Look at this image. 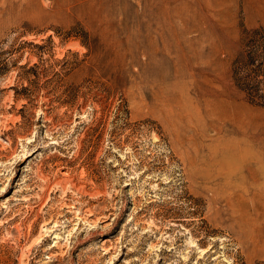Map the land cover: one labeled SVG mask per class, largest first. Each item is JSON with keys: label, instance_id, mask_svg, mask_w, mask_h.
Listing matches in <instances>:
<instances>
[{"label": "rangeland", "instance_id": "rangeland-1", "mask_svg": "<svg viewBox=\"0 0 264 264\" xmlns=\"http://www.w3.org/2000/svg\"><path fill=\"white\" fill-rule=\"evenodd\" d=\"M0 264H264V0H0Z\"/></svg>", "mask_w": 264, "mask_h": 264}, {"label": "bare ground", "instance_id": "bare-ground-1", "mask_svg": "<svg viewBox=\"0 0 264 264\" xmlns=\"http://www.w3.org/2000/svg\"><path fill=\"white\" fill-rule=\"evenodd\" d=\"M218 112H220V114H224V110L223 109H218ZM225 115V114H224ZM237 121V120H236ZM221 129V128H220ZM219 129V130H220ZM259 164V163H258ZM254 165H255V163H254ZM250 166H253V165H250ZM249 166V167H250ZM251 168V167H250ZM255 168V167H254ZM239 169V168H238ZM244 170H245V168H244ZM250 171L248 170V173H249ZM252 172H254V171H252ZM245 174V173H244ZM254 174V173H253ZM245 176H246V174H245ZM256 180V179H255ZM252 183H255V182H252ZM258 183V182H257ZM260 187V186H259ZM255 193V192H254Z\"/></svg>", "mask_w": 264, "mask_h": 264}]
</instances>
